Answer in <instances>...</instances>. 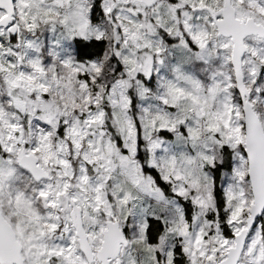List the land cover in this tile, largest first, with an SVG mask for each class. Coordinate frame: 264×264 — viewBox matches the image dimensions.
Wrapping results in <instances>:
<instances>
[{
    "label": "snow or ice",
    "instance_id": "obj_1",
    "mask_svg": "<svg viewBox=\"0 0 264 264\" xmlns=\"http://www.w3.org/2000/svg\"><path fill=\"white\" fill-rule=\"evenodd\" d=\"M0 264H264V0H0Z\"/></svg>",
    "mask_w": 264,
    "mask_h": 264
}]
</instances>
